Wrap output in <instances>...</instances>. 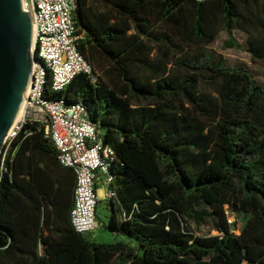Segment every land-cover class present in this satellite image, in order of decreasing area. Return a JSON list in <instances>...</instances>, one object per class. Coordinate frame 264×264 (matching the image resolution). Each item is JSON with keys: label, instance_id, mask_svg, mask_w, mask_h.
Returning a JSON list of instances; mask_svg holds the SVG:
<instances>
[{"label": "trees", "instance_id": "obj_1", "mask_svg": "<svg viewBox=\"0 0 264 264\" xmlns=\"http://www.w3.org/2000/svg\"><path fill=\"white\" fill-rule=\"evenodd\" d=\"M74 19L97 80L53 92L48 73L46 94L85 104L116 151L114 239L76 232L75 172L28 122L0 168V264H264V86L207 51L238 30L264 62V0H76Z\"/></svg>", "mask_w": 264, "mask_h": 264}, {"label": "built area", "instance_id": "obj_2", "mask_svg": "<svg viewBox=\"0 0 264 264\" xmlns=\"http://www.w3.org/2000/svg\"><path fill=\"white\" fill-rule=\"evenodd\" d=\"M202 1V0H199ZM23 9L33 19V51L44 64L35 65L22 108L24 113L16 119L0 158V168L8 150L28 122H37L44 137L55 147L59 162L75 172L74 205L71 220L76 232L94 234L101 223L98 184L107 187L110 198L113 182L111 168L116 151L106 144L97 126L90 120L85 104H69L63 98H50L46 94L48 73L51 91L60 92L80 73L97 80L92 65L78 49L74 12L76 0H22ZM3 157V158H2Z\"/></svg>", "mask_w": 264, "mask_h": 264}, {"label": "water", "instance_id": "obj_3", "mask_svg": "<svg viewBox=\"0 0 264 264\" xmlns=\"http://www.w3.org/2000/svg\"><path fill=\"white\" fill-rule=\"evenodd\" d=\"M33 38V19L22 0H0V158L33 81V68L44 67L33 51ZM194 71L214 73L210 68Z\"/></svg>", "mask_w": 264, "mask_h": 264}, {"label": "rangeland", "instance_id": "obj_4", "mask_svg": "<svg viewBox=\"0 0 264 264\" xmlns=\"http://www.w3.org/2000/svg\"><path fill=\"white\" fill-rule=\"evenodd\" d=\"M232 37L234 38V41L239 44V46H228L227 42L229 41L230 36L227 31H222L216 40L207 47V51L214 54H221L225 58L226 64L230 67H247L255 75L258 82L264 86V62H256L252 60L249 52L247 51V35L241 31L234 30L232 32ZM98 209L101 212L100 218H102L104 204L99 203ZM246 219L247 216L244 214L236 217H229V222L231 223L232 229L235 233H239ZM192 227L194 228L196 234L217 233L210 225L197 227V225L193 223ZM98 231L101 234V237L97 238L95 241L107 242V239L111 236L110 233L102 225L98 228ZM110 241L113 240H109L108 242Z\"/></svg>", "mask_w": 264, "mask_h": 264}, {"label": "crops", "instance_id": "obj_5", "mask_svg": "<svg viewBox=\"0 0 264 264\" xmlns=\"http://www.w3.org/2000/svg\"><path fill=\"white\" fill-rule=\"evenodd\" d=\"M106 192H107V187H105L102 183H99L98 184L99 203L104 204V210L102 213V218H100L101 212L99 211V209L97 211L98 220L101 224H102V222H106L108 220V217L110 216L112 208H113L110 204V199L107 198V196H106ZM88 237L95 241V240H97V238L101 237V234L97 230L94 234L88 235ZM113 239L114 238H112V236H109V238L107 240L109 241V240H113Z\"/></svg>", "mask_w": 264, "mask_h": 264}, {"label": "bare ground", "instance_id": "obj_6", "mask_svg": "<svg viewBox=\"0 0 264 264\" xmlns=\"http://www.w3.org/2000/svg\"><path fill=\"white\" fill-rule=\"evenodd\" d=\"M23 113H24V108L21 107V109H20V111L18 113V116H17V120L20 119V117L23 115Z\"/></svg>", "mask_w": 264, "mask_h": 264}]
</instances>
